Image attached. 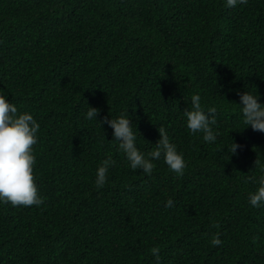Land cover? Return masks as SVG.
Masks as SVG:
<instances>
[{
	"label": "trees",
	"instance_id": "16d2710c",
	"mask_svg": "<svg viewBox=\"0 0 264 264\" xmlns=\"http://www.w3.org/2000/svg\"><path fill=\"white\" fill-rule=\"evenodd\" d=\"M0 91L41 125L44 197L0 203V264H155L153 247L161 264H264V208L248 200L264 175V132L237 104L245 91L264 103V0H0ZM193 94L217 108L214 143L187 128ZM88 106L98 120L85 119ZM121 113L142 151L164 128L184 174L163 157L151 174L131 169L100 126Z\"/></svg>",
	"mask_w": 264,
	"mask_h": 264
},
{
	"label": "clouds",
	"instance_id": "9594fccd",
	"mask_svg": "<svg viewBox=\"0 0 264 264\" xmlns=\"http://www.w3.org/2000/svg\"><path fill=\"white\" fill-rule=\"evenodd\" d=\"M248 0H226L229 8L238 5H247ZM240 96V111L244 118V124L251 126L254 131L264 132V103L260 94L251 91L238 93ZM202 97L199 94L191 96L192 106L185 110L187 128L192 134L202 133L203 140L214 143L219 135L214 129L217 123L215 106H202ZM99 109L88 106L85 119L98 120ZM100 122V121H99ZM101 123H107L113 129V142L118 145V150L124 154L133 170L140 169L143 173L151 174L156 167L154 161L163 157L168 168L179 176L184 174L187 167L183 152L172 142L168 132L159 128L160 139L155 147L148 152L138 147L137 131L133 127V121L129 113H121L117 118L107 119ZM246 127V128H247ZM41 125L33 114L27 111L21 112L16 104L9 101L8 96L0 91V203H10L16 206H40L44 203V197L37 186L35 172L36 155L34 145L39 142ZM241 145L234 142L229 151L237 153ZM116 161L111 157L103 160L97 168L95 184L103 187L108 180L109 169L115 166ZM258 184L254 192L249 193V203L255 208H264V175L256 179ZM173 204L168 200L167 206ZM222 243L219 236L212 240L214 246ZM152 255L155 264H161L160 248L153 247Z\"/></svg>",
	"mask_w": 264,
	"mask_h": 264
}]
</instances>
